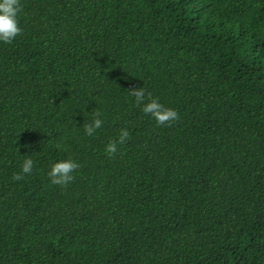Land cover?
Returning a JSON list of instances; mask_svg holds the SVG:
<instances>
[{"label": "trees", "instance_id": "16d2710c", "mask_svg": "<svg viewBox=\"0 0 264 264\" xmlns=\"http://www.w3.org/2000/svg\"><path fill=\"white\" fill-rule=\"evenodd\" d=\"M21 3L0 43V264H264V0ZM137 86L179 118L157 125Z\"/></svg>", "mask_w": 264, "mask_h": 264}, {"label": "clouds", "instance_id": "9594fccd", "mask_svg": "<svg viewBox=\"0 0 264 264\" xmlns=\"http://www.w3.org/2000/svg\"><path fill=\"white\" fill-rule=\"evenodd\" d=\"M22 7L21 0H0V43L11 44L22 33L23 29L20 25ZM129 89V95L133 98L135 105L142 113L151 117L157 125L169 124L179 118V113L174 107L166 106L159 97L153 96L144 86ZM103 123L102 113L98 110L91 111L89 119L84 117V135L93 136ZM128 137V129L121 128L117 138L106 143L105 153L110 156L117 153L118 145L125 143ZM34 167L33 157L25 156L19 171L12 174V179L15 181L23 179L25 174L33 172ZM80 167V162L71 155L57 158L50 163L47 177L52 185L64 186L74 179V174Z\"/></svg>", "mask_w": 264, "mask_h": 264}]
</instances>
